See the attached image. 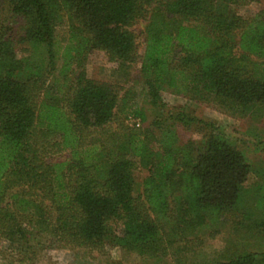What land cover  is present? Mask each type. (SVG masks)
Instances as JSON below:
<instances>
[{
	"label": "trees",
	"instance_id": "obj_1",
	"mask_svg": "<svg viewBox=\"0 0 264 264\" xmlns=\"http://www.w3.org/2000/svg\"><path fill=\"white\" fill-rule=\"evenodd\" d=\"M251 1L5 0L20 32L16 38L0 22V238L30 249L31 237L47 231L49 247L60 250L109 243L162 258L201 242L200 234L214 239L226 224L264 233V184L247 186L254 169L217 127L180 111L144 128L112 130L126 100L85 71L94 55L121 67L139 62L153 106L170 91L232 117L258 118L264 9L249 18L233 9ZM140 21L147 23L141 53L131 31ZM64 22L61 97L45 99L58 59L55 28ZM19 48L26 56L18 57ZM131 113L145 122L141 110ZM176 123L199 127L203 139L182 142ZM139 169L147 176L135 195ZM263 262L264 253L250 252L220 264Z\"/></svg>",
	"mask_w": 264,
	"mask_h": 264
},
{
	"label": "rangeland",
	"instance_id": "obj_2",
	"mask_svg": "<svg viewBox=\"0 0 264 264\" xmlns=\"http://www.w3.org/2000/svg\"><path fill=\"white\" fill-rule=\"evenodd\" d=\"M233 9L237 15L249 18L259 10L264 9V0H254L244 6H235ZM0 22H3L5 26H9L13 30L11 34L17 38L15 34L20 32L18 30L19 24L6 11L5 0H0ZM146 25L145 21H140L131 28V31L138 36L139 53L143 50ZM67 38L68 27L67 22H64L55 28L58 59L55 63V69L49 70L51 73L48 74L46 79L47 86H53V88L47 93L48 96L45 95V99H48L50 95L61 97L58 90L62 84L59 75L62 65L60 56L67 44ZM17 54L19 58L26 56L20 52V48ZM38 65H42L45 69V58L43 64L39 63ZM85 71L89 79L98 84L111 87L120 100L123 98L126 100L124 104L119 102L120 110L124 111V113L117 112L116 122L109 125L112 130L120 125L132 128V119L129 116H132L131 112L135 109L141 110L146 117L145 122H140V128L146 127L155 119L165 120L167 116H175L176 113L183 111L189 116L196 118V120L213 124L217 127V133L223 135L243 153L254 169L247 180V186L255 182L264 184V180L261 178L264 175V109L256 113L258 118H236L214 105L193 103L170 91H161L160 101L158 102L160 106H153L150 103L148 89L143 82L140 63L136 62L121 67L118 64L109 63L107 57L103 54L91 56L85 64ZM57 79L58 83L56 85L53 82ZM134 120L139 122V118ZM176 124V129L182 142L187 140L199 142L203 139L205 133L199 130V127L198 129L192 127L186 129L179 123ZM61 155L63 157L68 156V151H63ZM59 156L60 154H57L53 157L59 158ZM134 176L136 182L135 195H138L142 191L141 184L147 176V172L139 169L134 173ZM17 191L13 190L8 194L7 203H11V194H15ZM34 218L37 217L35 216ZM219 230L220 233L214 239L209 238L207 233L200 234L198 238L201 242L185 245L183 246L184 249L181 248L179 251L172 249L167 256L162 258L142 257L133 251L114 247L109 243L98 250H60L55 247H49L51 239L47 231L31 237L29 240L30 249H18L0 238V264H220L242 253H264V233L254 230L250 231V229L238 228V230H235L230 224H226ZM30 231L31 233H36L37 227L35 224L30 228ZM115 231L114 227L110 229L111 233ZM117 233H120V231L118 230Z\"/></svg>",
	"mask_w": 264,
	"mask_h": 264
},
{
	"label": "built area",
	"instance_id": "obj_3",
	"mask_svg": "<svg viewBox=\"0 0 264 264\" xmlns=\"http://www.w3.org/2000/svg\"><path fill=\"white\" fill-rule=\"evenodd\" d=\"M132 125H134L135 127H139V122L137 120H131Z\"/></svg>",
	"mask_w": 264,
	"mask_h": 264
}]
</instances>
